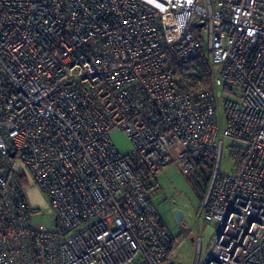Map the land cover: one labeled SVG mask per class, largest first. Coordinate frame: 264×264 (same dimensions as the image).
Returning <instances> with one entry per match:
<instances>
[{"label": "built area", "instance_id": "1", "mask_svg": "<svg viewBox=\"0 0 264 264\" xmlns=\"http://www.w3.org/2000/svg\"><path fill=\"white\" fill-rule=\"evenodd\" d=\"M170 165L207 183L194 264H264V0H0V264H176L149 199Z\"/></svg>", "mask_w": 264, "mask_h": 264}, {"label": "rangeland", "instance_id": "2", "mask_svg": "<svg viewBox=\"0 0 264 264\" xmlns=\"http://www.w3.org/2000/svg\"><path fill=\"white\" fill-rule=\"evenodd\" d=\"M203 41L206 35L202 31ZM219 98L217 100V123L219 131L225 127L224 123V101H239L240 93L230 94L223 88L218 89ZM110 140L117 152L125 156L132 151L131 144L127 136L119 129L110 133ZM224 151L221 160V172L232 173L235 171V164L229 158L230 146L233 141L228 138L223 139ZM241 145V144H238ZM16 169L22 171L27 183L24 191V200L31 214L30 222L34 227L41 226L51 229L54 220L48 215L52 213L50 202L46 194L42 193L33 183L32 177L20 163H16ZM159 190L153 199L157 212L161 216L164 224L169 229L176 240L173 260L178 264H194L196 259V243L201 240L202 254L209 248L212 238L214 223L204 220L202 202L205 196L203 185H190L177 170L174 165H170L157 176ZM176 212L180 213L184 220V228L188 234H184L179 229L176 220Z\"/></svg>", "mask_w": 264, "mask_h": 264}, {"label": "water", "instance_id": "3", "mask_svg": "<svg viewBox=\"0 0 264 264\" xmlns=\"http://www.w3.org/2000/svg\"><path fill=\"white\" fill-rule=\"evenodd\" d=\"M198 27H202V24H200ZM175 220L181 232L184 234H188L187 230L184 228V220L180 213L176 212Z\"/></svg>", "mask_w": 264, "mask_h": 264}, {"label": "trees", "instance_id": "4", "mask_svg": "<svg viewBox=\"0 0 264 264\" xmlns=\"http://www.w3.org/2000/svg\"><path fill=\"white\" fill-rule=\"evenodd\" d=\"M202 58H203V57H202L201 55L198 56V59L201 60V61H203ZM156 182H157V181H156ZM195 184H196V185H200V184H202V185H203V188L205 189V192H206L207 183H206L204 180H201V182H197V183H196V180L193 179L192 182L190 183V185H195ZM151 204H152V203H151ZM152 205H153V204H152ZM153 206H154V205H153ZM154 207H155V206H154ZM33 213H34V212H33ZM136 264H138V263H136Z\"/></svg>", "mask_w": 264, "mask_h": 264}, {"label": "crops", "instance_id": "5", "mask_svg": "<svg viewBox=\"0 0 264 264\" xmlns=\"http://www.w3.org/2000/svg\"><path fill=\"white\" fill-rule=\"evenodd\" d=\"M156 181H157V178H156ZM156 194H157V192L156 193H154V194H152V195H150V202L154 205V203H153V199L156 197ZM155 206V205H154ZM155 208H156V210H157V207L155 206ZM176 244V243H175ZM174 249H175V246H174ZM174 249H173V251H172V253H171V260L173 261V262H175L176 264H178L177 262H176V260L174 261L173 260V257H174Z\"/></svg>", "mask_w": 264, "mask_h": 264}]
</instances>
